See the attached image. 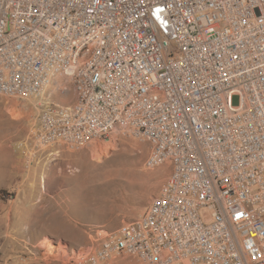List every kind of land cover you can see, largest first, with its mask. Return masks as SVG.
I'll list each match as a JSON object with an SVG mask.
<instances>
[{"label": "built area", "instance_id": "obj_1", "mask_svg": "<svg viewBox=\"0 0 264 264\" xmlns=\"http://www.w3.org/2000/svg\"><path fill=\"white\" fill-rule=\"evenodd\" d=\"M64 12L75 21L55 48ZM106 16L122 30L102 57L107 67L89 68L90 106L58 120L38 101L28 163L46 139L91 142L97 128L117 124L153 136L159 155L146 167L168 156L175 179L139 218L112 235L97 232L96 257L81 263L134 249L144 264H264V0H0V88L15 87L24 100L19 89L32 91L53 51L100 44L85 28ZM81 58L63 74L81 73ZM147 87L167 88L153 99L164 108L148 122L132 114L153 102L119 118L127 97Z\"/></svg>", "mask_w": 264, "mask_h": 264}, {"label": "rangeland", "instance_id": "obj_2", "mask_svg": "<svg viewBox=\"0 0 264 264\" xmlns=\"http://www.w3.org/2000/svg\"><path fill=\"white\" fill-rule=\"evenodd\" d=\"M75 100L73 85L61 76L37 99L0 95V264H83L75 256L94 251L97 232L112 235L139 218L169 179V162L146 167L150 144L122 130L100 161L91 159L86 146L53 143L28 163L37 102H43L42 112ZM15 102L21 115L11 121L7 108ZM114 133L97 140L109 141ZM45 240L55 247L50 255L42 247ZM59 245L65 246V257ZM138 259L121 254L98 264H136Z\"/></svg>", "mask_w": 264, "mask_h": 264}, {"label": "bare ground", "instance_id": "obj_3", "mask_svg": "<svg viewBox=\"0 0 264 264\" xmlns=\"http://www.w3.org/2000/svg\"><path fill=\"white\" fill-rule=\"evenodd\" d=\"M72 21H75L74 12H64L61 14V32H56L55 48H64V32H68L69 22ZM111 24H113L111 30H105ZM102 30H104V33ZM121 30L122 23H115V16H106L105 18L92 20V23L85 28V36L92 37V40L94 41H100V44L91 45V42H79L77 44V50H70V53L69 51H53L52 56H47L46 59H44L43 70H39L35 75V85L32 87V91L30 87H22L19 89V97H24V99H37L46 92L50 85L56 82L58 77L61 76L70 81L73 85L76 94L75 102L65 106H49L42 110L41 114H51L53 112V117L58 120L68 119V116L70 115L84 114L85 106H90L89 94L91 91V82H89V80L91 78V70H89V68L95 65H98V67H107L108 58L102 57H107L112 51L113 33H120ZM77 54L78 57H82L80 59L81 73H74V77H68L67 74H63L62 66L71 61V57H77ZM0 95L13 97V95H15V87H1ZM158 97H167V88L147 87L140 90L138 93H134L127 97L122 103V106H120L119 118H126L127 113L132 112L135 106L142 105L144 102H153V99ZM16 103L17 102L10 104L7 108L8 113L12 116L11 121L17 120L21 115V111ZM163 108L164 100H157L151 105H144V111L142 113L132 114V121L148 122L151 120L153 112H159ZM119 130L126 131L124 128H118L117 124H110L108 127L97 128L96 137L93 138L91 142H84L81 141V139H71V141L63 142V144L72 149L86 146V148L90 150L91 159L94 161H100L116 143L115 138L117 137V132ZM113 132H115L113 139L109 141L97 140L105 138ZM126 132L133 137L147 141L150 144V153L147 164L150 163V159L153 158V155H159V145H153V136H144V138H142L141 135H135L132 131ZM53 143H59V139H46V145ZM166 162H168V156H157V163H155V166ZM169 164L171 165V173L162 191H165L169 187V184L175 179L174 163L169 162ZM82 199L84 198L82 197ZM42 247L46 250V255L52 254V250L55 248L47 240L42 242ZM56 248L60 252V255L64 257L67 255L64 245H59ZM121 254L134 256V249H122L116 251L101 258V261L107 260L113 255ZM75 257L78 260L84 259L85 262H90L96 257V246L94 251L87 252V254L85 252H79Z\"/></svg>", "mask_w": 264, "mask_h": 264}, {"label": "snow or ice", "instance_id": "obj_4", "mask_svg": "<svg viewBox=\"0 0 264 264\" xmlns=\"http://www.w3.org/2000/svg\"><path fill=\"white\" fill-rule=\"evenodd\" d=\"M162 11H163V9H161V8H157V9H156V12H157V13H160V12H162ZM159 18H160V17L157 16V19H159ZM162 22H163V21H162Z\"/></svg>", "mask_w": 264, "mask_h": 264}, {"label": "crops", "instance_id": "obj_5", "mask_svg": "<svg viewBox=\"0 0 264 264\" xmlns=\"http://www.w3.org/2000/svg\"><path fill=\"white\" fill-rule=\"evenodd\" d=\"M139 260V259H138ZM140 261V260H139ZM136 262V264H144L142 261H140V262Z\"/></svg>", "mask_w": 264, "mask_h": 264}]
</instances>
